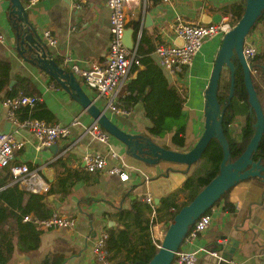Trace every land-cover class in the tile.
Returning <instances> with one entry per match:
<instances>
[{
	"label": "crops",
	"instance_id": "obj_1",
	"mask_svg": "<svg viewBox=\"0 0 264 264\" xmlns=\"http://www.w3.org/2000/svg\"><path fill=\"white\" fill-rule=\"evenodd\" d=\"M241 1L136 0L130 2L125 9L128 28L134 29L133 37L136 44L133 49H137L138 52L143 35L148 38L147 47L176 42L178 37L175 26L179 21L204 24L219 22L225 16L231 15L225 13L224 9L230 4ZM23 3L28 9L31 22L39 32L43 34L45 29H51L52 35L57 38L58 42L57 45L52 46V53L67 70L73 71L72 65L65 60L68 56L82 67L101 63L106 59L111 35L110 10L105 0H40L36 3L23 0ZM10 9V0H0V34L3 35V41H0V61H8L11 64L10 84L0 90V132L9 119L8 108L2 104V101L15 85L18 76L28 77L37 88V93L41 97L39 104L46 110V112L39 111L40 114L51 123L70 127L68 136L38 148L41 142L32 130L25 127L18 128L12 124L11 133L14 140L22 144L15 149L13 164L27 163L32 168H38L44 177L43 172L53 177L52 181L45 177L50 184L70 171H79L82 175L80 179L75 180L67 195L53 194L62 203L59 209L47 202L55 212L76 218V225L73 228L44 229L38 250L29 253L16 249L8 264H41L49 254L53 253L64 254L66 256L64 264H95L98 260L94 246L101 232L106 228L121 226L117 215L118 209L130 207L134 198L146 202L144 196L153 195L150 183L152 179L158 178L159 174L169 166L185 170L186 165L172 162L147 165L130 156L133 159L131 162L124 144L109 134V143L121 156V158L110 157V162L125 163L130 173L129 179L122 180L119 175L103 171H88L85 167L84 155L91 152L108 154L109 143L99 141L89 134L87 129L95 119L71 93L48 72L27 60L17 50L16 29L10 19ZM255 32L259 33L258 40L262 48L264 33L261 29H256ZM222 38V35H216L206 40L192 64L183 67L176 74L163 68L157 55L152 52L169 82L186 95L184 111L189 118L186 130V144L189 148L193 147L203 131L205 90ZM249 40L255 39L253 37ZM137 67L144 68V65ZM137 72V69L132 72L131 79L125 85V95L129 83L137 76ZM77 78L87 94L100 107L106 108L108 99H97L95 90L89 88L81 78ZM124 96L120 98V103ZM121 105L129 109L130 113L122 115L107 109L109 116L121 127L132 133L150 135L161 145L180 149L172 142L173 133H168L164 137L151 135L148 130L151 121L146 115L142 100L134 103L128 101ZM234 124L231 126L233 129ZM195 164L187 172L188 176ZM8 169L0 168V181L8 174ZM257 177L240 181L233 187L229 196L234 203L233 209L226 206L225 201L212 208L210 227L189 245L202 249L197 264H216L219 257L222 259L226 255L230 256L231 260L243 261L247 264H264V179ZM12 183L16 182L12 181ZM19 187L26 189L22 184H19ZM180 197L182 199L184 194ZM28 199L27 193L22 197L15 196V200L21 202L23 206L27 204ZM154 229L161 233L165 231L166 226L159 223ZM216 243H224L223 250L214 252L217 248Z\"/></svg>",
	"mask_w": 264,
	"mask_h": 264
},
{
	"label": "trees",
	"instance_id": "obj_2",
	"mask_svg": "<svg viewBox=\"0 0 264 264\" xmlns=\"http://www.w3.org/2000/svg\"><path fill=\"white\" fill-rule=\"evenodd\" d=\"M224 11L231 14L236 23L245 11V0L230 4ZM10 19L14 23L17 16L10 12ZM259 27L264 29V11L249 34ZM147 40V36L143 35L138 47V54L144 68L137 66L133 68V71L138 70L137 76L129 83L127 94L121 102L133 101L134 103L142 100L145 104L146 115L151 121L148 129L151 135L164 137L168 133H173V144L182 150H188L186 130L189 118L184 111L186 95L169 82L162 67L152 55L156 45L147 47ZM235 62L238 68L235 94L231 103L228 102L231 87L229 69L223 71L219 86L220 101L222 104H228L225 111V125L233 160L237 159L247 148L254 135L256 122V114L254 110H251L249 95L244 83L243 69L237 59ZM250 64L253 70V81L264 109V97L262 96L264 91V44L260 52L250 60ZM10 70V62L0 61V90L10 84ZM21 92L38 94L34 83L26 76H18L15 85L6 96H15ZM39 103L40 101L33 106H23L18 111V116L21 119L37 117L47 120L43 114L39 113V111L46 112ZM239 116L243 121L240 122V131L236 133L237 131L231 126ZM223 157L224 151L220 141L213 138L195 167L191 169L183 186L161 199L156 216H152L151 205L138 198L132 199L130 207L119 208L117 215L121 226L105 229L108 233L106 239L108 264H149L159 250L154 243L152 225L156 222L169 224L175 214L191 202L197 193L219 173ZM253 158L256 161L260 160L264 165V135ZM5 168H9L8 174L0 181V264H8L16 249L29 253L39 249L44 229L31 220H24V217L29 214L39 217L52 216L55 210L44 199L51 194L67 195L75 180L80 179L82 175L79 171H70L52 182L48 192L35 193L21 189L18 183L13 184L11 169L10 167ZM257 178L264 179L263 176ZM232 189L233 187L224 193L215 205L225 201L226 206L233 209L234 203L229 197ZM26 193L29 194V199L23 206L21 202L15 200V196L22 197ZM181 194H184L182 199ZM86 200L90 201V199ZM212 208L207 213H210ZM65 261L64 254L53 253L49 254L41 264H64ZM95 264L103 263L96 261Z\"/></svg>",
	"mask_w": 264,
	"mask_h": 264
},
{
	"label": "water",
	"instance_id": "obj_3",
	"mask_svg": "<svg viewBox=\"0 0 264 264\" xmlns=\"http://www.w3.org/2000/svg\"><path fill=\"white\" fill-rule=\"evenodd\" d=\"M10 12L17 16L13 23L16 29L17 50L27 60L37 64L48 72L97 120L102 127L119 142L124 144L126 154L147 165H159L162 162L185 164L186 169L167 167L158 178L152 179L151 190L155 202L179 189L188 179L187 172L198 162L213 138H217L223 148L224 157L219 173L205 185L188 204L184 205L169 223L161 247L150 260L149 264H172L175 254L185 240L190 227L197 219L222 197L224 193L240 181L263 176L264 165L254 160L253 155L259 148L264 135V109L253 81L252 65L244 54L245 41L255 22L264 11V0H245V11L233 28L223 35L221 46L214 62V68L205 90V111L203 131L188 150L170 148L156 142L150 135L132 133L117 124L108 114L106 108L100 107L82 87L73 71L62 66L52 53V47L44 40L43 34L31 22L26 5L22 0H10ZM134 29L126 28L124 43L130 49L135 47ZM176 43L183 44L181 37ZM27 55V57H26ZM238 60L244 74V83L249 95L251 110L255 111V132L245 151L235 160L232 159L230 143L226 133L225 111L228 104H222L219 98V86L225 69L231 71V87L228 102L231 103L235 94V79ZM12 122L7 119L0 134L11 133ZM54 147V146H53ZM55 149V148H54ZM140 164V163H139ZM45 177L52 181L53 177ZM59 209L62 205L58 198L51 194L44 199ZM214 252L223 250L224 243H216ZM218 258V257H216ZM225 258V259H224ZM217 260L216 264H228L231 257L226 255Z\"/></svg>",
	"mask_w": 264,
	"mask_h": 264
},
{
	"label": "built area",
	"instance_id": "obj_4",
	"mask_svg": "<svg viewBox=\"0 0 264 264\" xmlns=\"http://www.w3.org/2000/svg\"><path fill=\"white\" fill-rule=\"evenodd\" d=\"M29 3H36L40 0H28ZM110 10V47L106 59L101 63H95L90 66L82 67L68 56L66 62L73 67L74 74L81 78L91 89L95 90L97 99H108L106 109L115 113L127 115L130 110L120 105V98L125 94V85L132 76L133 68L142 65L140 55L137 49H130L124 43V33L128 27V18L126 15V5L136 0H105ZM234 18L230 15L225 16L219 22L196 23L190 21H179L175 26L177 37H181L183 44L159 43L154 51L158 61L163 68L176 74L185 66L192 64L194 57L201 52L204 43L209 38L216 35H224L231 30ZM259 33L255 30L249 34L245 41L244 54L250 62L261 50L258 40ZM255 40L250 41V38ZM44 40L52 47L57 45V38L52 35L51 29H45L43 32ZM0 41H3V35L0 34ZM41 97L38 94L19 93L15 96H5L2 104L8 108L9 120L18 128L25 127L32 130L39 138L41 146L50 145L58 138L70 134L69 126H62L51 123L45 119L37 117H27L21 119L18 111L23 106H33ZM89 134L99 141L109 143L110 135L102 125L94 120L88 127ZM22 144L14 140L13 134H0V168L10 167L13 181L22 184L27 190L35 193H46L50 190L49 181L41 174L38 168H32L27 163L13 164L15 159V149ZM109 153L91 152L84 155L85 167L90 172L103 171L112 175H119L122 180H127L130 173L127 171L125 163H111L110 157L121 158L118 151L109 143ZM144 200L149 203L153 209V216L157 214L158 204L155 202L152 194L144 196ZM26 221H33L42 229L73 228L76 225V218L61 212H55L49 217H39L33 214L24 217ZM212 223V215L204 213L191 226L185 240L177 250L172 264H197L199 253L202 249L189 246L198 236L205 232ZM152 225V234L154 243L158 248L161 247L162 240L169 224L161 222L166 226L165 231L158 233ZM108 233L102 231L97 238L94 246L97 260L103 264H108V251L106 249V239ZM229 264H247L243 261L230 260Z\"/></svg>",
	"mask_w": 264,
	"mask_h": 264
},
{
	"label": "rangeland",
	"instance_id": "obj_5",
	"mask_svg": "<svg viewBox=\"0 0 264 264\" xmlns=\"http://www.w3.org/2000/svg\"><path fill=\"white\" fill-rule=\"evenodd\" d=\"M257 29H261L262 31H264V29H263V27H259V28H257ZM225 73H227V71L225 72ZM262 96L264 97V91H263V93H262ZM241 121H243V119H242V117L241 116H239L238 117V119L235 121V124H234V129L237 131V132H239L240 131V122ZM129 161H133V159L129 156Z\"/></svg>",
	"mask_w": 264,
	"mask_h": 264
}]
</instances>
